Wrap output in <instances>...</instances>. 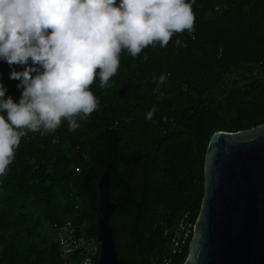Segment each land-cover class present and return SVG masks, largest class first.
I'll return each mask as SVG.
<instances>
[{"label":"trees","instance_id":"trees-1","mask_svg":"<svg viewBox=\"0 0 264 264\" xmlns=\"http://www.w3.org/2000/svg\"><path fill=\"white\" fill-rule=\"evenodd\" d=\"M192 10L194 32L135 58L121 51L116 75L90 85L99 107L77 117L78 128L62 120L43 136L26 130L0 177V264H63L54 224L66 220L96 237L95 185L108 165L118 204L110 223L125 264H160L169 252L164 231L184 213L197 219L211 136L264 124V0H195ZM11 70L0 60L6 96L18 101ZM161 74L167 80L157 86ZM191 239L173 264L186 261ZM68 259L77 264L79 255Z\"/></svg>","mask_w":264,"mask_h":264},{"label":"clouds","instance_id":"clouds-1","mask_svg":"<svg viewBox=\"0 0 264 264\" xmlns=\"http://www.w3.org/2000/svg\"><path fill=\"white\" fill-rule=\"evenodd\" d=\"M195 0H0V60L19 81L18 101L0 81V177L21 137L69 130L99 107L90 85H106L126 49L135 58L149 45L165 47L175 33L194 32ZM177 45L181 40H175ZM14 65L23 66L17 71ZM157 86L167 74L153 78ZM156 108L147 111L151 120ZM27 130V131H26ZM87 264V262H86Z\"/></svg>","mask_w":264,"mask_h":264},{"label":"water","instance_id":"water-1","mask_svg":"<svg viewBox=\"0 0 264 264\" xmlns=\"http://www.w3.org/2000/svg\"><path fill=\"white\" fill-rule=\"evenodd\" d=\"M111 165L95 185V260L125 264L117 255L110 216ZM192 238V239H191ZM183 264H264V124L216 131L205 157L204 197L190 227Z\"/></svg>","mask_w":264,"mask_h":264},{"label":"built area","instance_id":"built-area-1","mask_svg":"<svg viewBox=\"0 0 264 264\" xmlns=\"http://www.w3.org/2000/svg\"><path fill=\"white\" fill-rule=\"evenodd\" d=\"M195 225L189 213H184L177 220L172 229H166L164 234L168 237L169 252L160 264H173V258L181 254L190 240V227ZM54 237L58 243L61 254L65 257L63 264H70L68 256L79 255L77 264H91L95 260V237L79 233L78 226L66 220L61 224H54Z\"/></svg>","mask_w":264,"mask_h":264}]
</instances>
